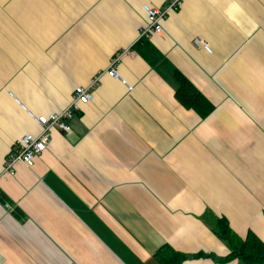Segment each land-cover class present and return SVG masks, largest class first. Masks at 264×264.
I'll return each instance as SVG.
<instances>
[{"label":"crops","instance_id":"0c3cea01","mask_svg":"<svg viewBox=\"0 0 264 264\" xmlns=\"http://www.w3.org/2000/svg\"><path fill=\"white\" fill-rule=\"evenodd\" d=\"M0 0V264H245L211 227L264 241V0ZM195 38L209 46H197ZM129 50L130 53H125ZM118 57L32 167L8 153ZM181 73L212 103L176 97Z\"/></svg>","mask_w":264,"mask_h":264},{"label":"built area","instance_id":"2783aa9c","mask_svg":"<svg viewBox=\"0 0 264 264\" xmlns=\"http://www.w3.org/2000/svg\"><path fill=\"white\" fill-rule=\"evenodd\" d=\"M182 4L183 0H167L161 8L145 5L149 23L140 29V36L151 37L154 33H161L163 20L175 14ZM195 44L209 49V46L201 38H195ZM125 53H130V51L126 50ZM118 60V57L114 58L109 68L96 75L87 86H78L73 93L71 104L66 109L61 112L37 116L36 121L42 127V131L38 135L26 134L16 147L12 148L4 163V174L14 175L17 162L32 167L36 157L47 149L51 140V132L54 129L69 133L71 130L70 118L80 110L81 104H86L93 99L94 90L99 85L101 76L106 72L112 77H119Z\"/></svg>","mask_w":264,"mask_h":264},{"label":"trees","instance_id":"16d2710c","mask_svg":"<svg viewBox=\"0 0 264 264\" xmlns=\"http://www.w3.org/2000/svg\"><path fill=\"white\" fill-rule=\"evenodd\" d=\"M176 79L178 101L198 112L202 118L209 115L214 109L212 103L181 73H176ZM211 227L230 249L225 259H239L245 264H264V241L254 232L241 237L225 218H213ZM156 257L159 264H182L189 256L164 246L157 252Z\"/></svg>","mask_w":264,"mask_h":264}]
</instances>
